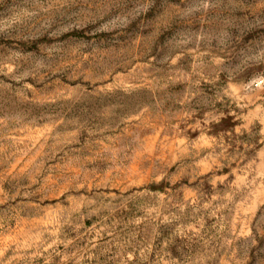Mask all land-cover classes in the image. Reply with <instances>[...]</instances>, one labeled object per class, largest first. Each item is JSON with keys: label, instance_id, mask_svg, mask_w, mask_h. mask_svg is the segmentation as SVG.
<instances>
[{"label": "rangeland", "instance_id": "obj_1", "mask_svg": "<svg viewBox=\"0 0 264 264\" xmlns=\"http://www.w3.org/2000/svg\"><path fill=\"white\" fill-rule=\"evenodd\" d=\"M0 264H264V0H0Z\"/></svg>", "mask_w": 264, "mask_h": 264}]
</instances>
